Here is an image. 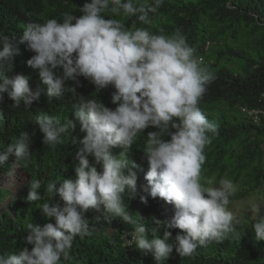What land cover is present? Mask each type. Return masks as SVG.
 <instances>
[{"label":"clouds","instance_id":"1","mask_svg":"<svg viewBox=\"0 0 264 264\" xmlns=\"http://www.w3.org/2000/svg\"><path fill=\"white\" fill-rule=\"evenodd\" d=\"M162 4L163 0H145L141 6L133 0H91L79 9V17L66 13L62 22H29L18 42L34 53L27 65L39 75L40 86L35 91L24 75L6 76L16 54L15 38L0 34V101L7 93L15 107L31 108L42 94L48 99L65 91L77 95L78 77H84L95 85L96 92L111 85V102L117 105L113 110L96 98L78 96L73 120L62 123L45 113L36 116L44 145L54 148L63 143L62 135L69 129L75 131L77 125L85 133L75 152V178L47 183L49 200L39 209L49 222L43 226L27 223L24 242L31 250L26 246L15 254H0V264L69 261L73 241L91 235L86 215L90 210L99 214L93 218L96 221L118 217L132 225L133 230L125 234L126 246L150 254L154 264H165L174 247L179 256H190L197 247L238 235L241 221L229 208L236 185L228 178L220 179L218 185L201 182L205 149L218 135V125L199 107L214 79L212 70L201 63L196 49L179 30L157 35L143 27H126L120 19H105L107 12L151 24V15ZM69 80L75 87L67 85ZM149 127L157 130L147 133L143 148L149 165L145 191L174 207L170 220L162 223L153 218L158 228L151 230V239L123 199L126 192L133 197L137 190L136 174H125L130 163L128 150ZM30 143L29 133L21 132L0 153V167L10 156L15 157L16 165L26 166L31 158ZM116 147L123 149L119 156L113 154ZM40 188V180L30 182L27 202L43 199ZM57 196L63 206L50 204ZM140 199L147 203L145 197ZM249 210L255 237L264 241V200ZM159 227L167 229L163 238L156 234ZM172 229L179 230L174 245L169 243L172 233L168 230Z\"/></svg>","mask_w":264,"mask_h":264},{"label":"trees","instance_id":"2","mask_svg":"<svg viewBox=\"0 0 264 264\" xmlns=\"http://www.w3.org/2000/svg\"><path fill=\"white\" fill-rule=\"evenodd\" d=\"M86 2L91 0H0V34L15 38L16 47L11 71L6 72V76L24 75L30 89L35 91L40 86L39 75L27 65L34 53L18 42L19 36L29 22L47 19L62 22L66 13L79 17V9ZM133 2L141 6L145 0ZM111 18L122 20L129 28H146L151 34L171 35L179 30L186 37L189 45L196 49L197 58L214 75L199 103L207 118L218 125V135L205 149L201 182L215 184L222 178L232 180L238 188L230 198L231 202L252 193H264V118L259 115L254 122L242 111H264V0H163L157 13L151 15V24H143L135 17L123 14L113 17L106 12L105 19ZM78 80L77 95L65 91L60 97L48 99L42 94L31 108H25L23 104L15 107L7 93L0 101V153L21 132H28L31 137V158L26 166L17 165L26 173L27 183L16 197L9 199L0 213V254H15L28 246L24 242L27 223L43 226L49 222L39 209L40 204L49 200L45 191L47 183L59 184L63 179L75 178V152L85 133L80 132L77 125L75 131L69 129L62 135L63 143L54 148L44 145L43 134L35 124L36 116L45 113L62 123L73 120L78 96L96 98L113 110L117 106L111 102L114 92L111 85L96 92L89 79L78 77ZM67 85L75 87V82L69 80ZM156 130L145 129L128 150L130 163L125 174H136L137 190L133 197L127 192L123 197L134 218L149 230V239L152 238L151 230L158 228L154 219L163 223L174 215L172 205L159 197L152 198L145 191L144 177L149 165L143 148L147 133ZM112 151L119 156L123 149L116 147ZM15 165V157L10 156L5 166L0 167V174L9 172ZM34 179L41 181L39 191L43 199L27 202L29 184ZM8 194V190L0 189V200ZM142 196L147 199L146 204L141 203ZM49 202L63 206L58 196ZM86 215L90 220L91 235L77 237L70 250L71 259L62 264H154L150 254L125 245L124 236L133 230L132 225L118 217L110 221L102 217L96 221L93 218L99 214L91 210ZM252 221L245 218L238 226L237 236L197 247L190 256H179L174 247L165 264H264V241L256 239ZM166 230L159 227L156 234L163 238ZM168 231L172 233L169 243L174 245L179 230Z\"/></svg>","mask_w":264,"mask_h":264},{"label":"rangeland","instance_id":"3","mask_svg":"<svg viewBox=\"0 0 264 264\" xmlns=\"http://www.w3.org/2000/svg\"><path fill=\"white\" fill-rule=\"evenodd\" d=\"M219 181L212 185H218ZM26 183V173L20 170L17 165L13 166L9 172L0 174V189H6L9 191V194L3 200H0V213L6 208L9 199L16 197ZM234 184L236 185V188H238L237 184ZM260 200H264V193H252L243 199L232 201L229 208L241 222H244L245 218L253 220V215L249 209L252 204Z\"/></svg>","mask_w":264,"mask_h":264},{"label":"built area","instance_id":"4","mask_svg":"<svg viewBox=\"0 0 264 264\" xmlns=\"http://www.w3.org/2000/svg\"><path fill=\"white\" fill-rule=\"evenodd\" d=\"M243 112H247V114L249 116H251V118H253V121L256 122L257 118L259 117V115H261L264 118V111H257V110H251V111H246L244 109H242ZM126 239H131V237L129 236ZM124 240H125V236H124ZM126 245V244H125Z\"/></svg>","mask_w":264,"mask_h":264}]
</instances>
